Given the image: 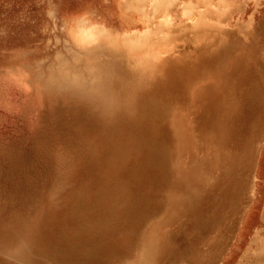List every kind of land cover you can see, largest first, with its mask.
Wrapping results in <instances>:
<instances>
[{"label": "rangeland", "instance_id": "rangeland-1", "mask_svg": "<svg viewBox=\"0 0 264 264\" xmlns=\"http://www.w3.org/2000/svg\"><path fill=\"white\" fill-rule=\"evenodd\" d=\"M218 1L0 0V264H264V0Z\"/></svg>", "mask_w": 264, "mask_h": 264}, {"label": "bare ground", "instance_id": "bare-ground-1", "mask_svg": "<svg viewBox=\"0 0 264 264\" xmlns=\"http://www.w3.org/2000/svg\"><path fill=\"white\" fill-rule=\"evenodd\" d=\"M143 1L146 3H149L154 12H162L164 14L163 17H164L165 23L169 22L168 21L170 18L169 12L172 8L171 5L173 3V0H143ZM203 1H206V0H202V2ZM209 1H210L209 5L211 6L209 13L212 14L211 19L213 20V24L209 25L208 23H205V19H202L198 23L194 24V26H195V28L199 27L198 30L200 29V31L203 30L205 32V31H207V29H209V31L213 30V31L218 32L220 30L221 32H223L222 34H224V30L226 31V29L224 28V21H223V18H221V17L223 15L225 17H229L231 15L230 7L226 4H223L221 1H218V3L214 2V0H209ZM213 2H214V4H213ZM237 8H239V7H237ZM183 9H184L185 14H190L192 12V10H194V8L191 6H187ZM222 9H223V12L221 13L222 15H219V10H222ZM160 26H161V28H163L167 25L164 23H160L159 27ZM159 27H158V29H159ZM210 105H211V103H210ZM262 257H263V255L260 258H262Z\"/></svg>", "mask_w": 264, "mask_h": 264}, {"label": "crops", "instance_id": "crops-1", "mask_svg": "<svg viewBox=\"0 0 264 264\" xmlns=\"http://www.w3.org/2000/svg\"><path fill=\"white\" fill-rule=\"evenodd\" d=\"M262 255H263V257H264V254H263V252H261V253H260V256H259V257H261Z\"/></svg>", "mask_w": 264, "mask_h": 264}]
</instances>
